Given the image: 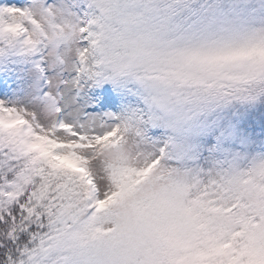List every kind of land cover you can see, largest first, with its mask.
Masks as SVG:
<instances>
[{
  "label": "snow or ice",
  "instance_id": "1",
  "mask_svg": "<svg viewBox=\"0 0 264 264\" xmlns=\"http://www.w3.org/2000/svg\"><path fill=\"white\" fill-rule=\"evenodd\" d=\"M0 264H264V0L0 4Z\"/></svg>",
  "mask_w": 264,
  "mask_h": 264
},
{
  "label": "rangeland",
  "instance_id": "2",
  "mask_svg": "<svg viewBox=\"0 0 264 264\" xmlns=\"http://www.w3.org/2000/svg\"><path fill=\"white\" fill-rule=\"evenodd\" d=\"M6 3V0H0V4H5ZM11 3L14 5V6H21V4H27V0H11Z\"/></svg>",
  "mask_w": 264,
  "mask_h": 264
}]
</instances>
